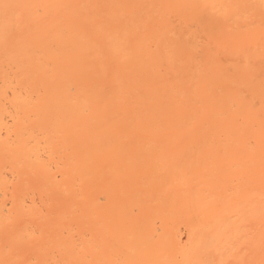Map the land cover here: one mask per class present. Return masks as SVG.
<instances>
[{
    "label": "bare ground",
    "instance_id": "6f19581e",
    "mask_svg": "<svg viewBox=\"0 0 264 264\" xmlns=\"http://www.w3.org/2000/svg\"><path fill=\"white\" fill-rule=\"evenodd\" d=\"M0 264H264V0H0Z\"/></svg>",
    "mask_w": 264,
    "mask_h": 264
}]
</instances>
